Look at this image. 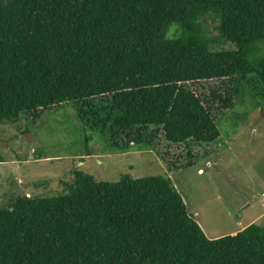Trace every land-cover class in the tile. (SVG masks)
<instances>
[{"label": "trees", "instance_id": "1", "mask_svg": "<svg viewBox=\"0 0 264 264\" xmlns=\"http://www.w3.org/2000/svg\"><path fill=\"white\" fill-rule=\"evenodd\" d=\"M208 80L209 98L190 86ZM245 86L264 97V0H0V122L70 101L116 151H157L214 140L210 102ZM0 264H264V224L208 238L168 178L74 169L66 192L0 207Z\"/></svg>", "mask_w": 264, "mask_h": 264}, {"label": "rangeland", "instance_id": "2", "mask_svg": "<svg viewBox=\"0 0 264 264\" xmlns=\"http://www.w3.org/2000/svg\"><path fill=\"white\" fill-rule=\"evenodd\" d=\"M201 22L215 38L213 47H233L221 42L216 15L206 14ZM176 34L171 23L167 36ZM218 84L208 80L190 86L209 98V85ZM230 100L227 108L210 102L218 131L214 140L169 143L159 136L157 151L134 147L116 151L102 129L76 118L70 101L45 107L34 118L20 112L15 121L0 122V207L18 195L40 198L66 192L74 169L102 181H116L124 174L133 178L159 174L169 179L208 238L229 234L247 222L262 225L264 97L252 95L245 86ZM167 160L178 167L169 164L168 169ZM187 160L192 163L183 166Z\"/></svg>", "mask_w": 264, "mask_h": 264}, {"label": "crops", "instance_id": "3", "mask_svg": "<svg viewBox=\"0 0 264 264\" xmlns=\"http://www.w3.org/2000/svg\"><path fill=\"white\" fill-rule=\"evenodd\" d=\"M78 164H80L81 162L80 161H78L77 162ZM248 223H250V222H247L246 224H244L243 226H245V225H247ZM243 226H241L240 228H238V229H236V230H233V231H231L230 232V234H233L235 231H237V230H239V229H241ZM222 235V234H221ZM220 236V235H219ZM214 237H217V236H214Z\"/></svg>", "mask_w": 264, "mask_h": 264}, {"label": "built area", "instance_id": "4", "mask_svg": "<svg viewBox=\"0 0 264 264\" xmlns=\"http://www.w3.org/2000/svg\"><path fill=\"white\" fill-rule=\"evenodd\" d=\"M262 205L264 206V200L262 201Z\"/></svg>", "mask_w": 264, "mask_h": 264}]
</instances>
